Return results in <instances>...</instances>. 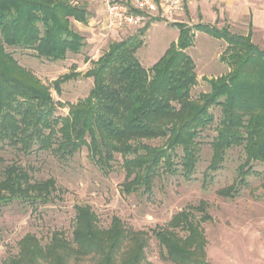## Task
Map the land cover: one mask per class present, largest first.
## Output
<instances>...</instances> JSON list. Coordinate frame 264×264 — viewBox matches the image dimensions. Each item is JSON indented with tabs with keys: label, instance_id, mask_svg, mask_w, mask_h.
I'll use <instances>...</instances> for the list:
<instances>
[{
	"label": "trees",
	"instance_id": "trees-1",
	"mask_svg": "<svg viewBox=\"0 0 264 264\" xmlns=\"http://www.w3.org/2000/svg\"><path fill=\"white\" fill-rule=\"evenodd\" d=\"M72 0H0V143L24 156L49 152L67 162L85 148L87 157L104 175L116 156L125 177L123 195L152 193L154 182L169 175L185 179L195 173L200 133L213 123L211 107L221 116L211 142L209 170H216L226 151L243 147L246 163H264V51L246 37L198 24L194 29L226 43L230 72L209 81V93L191 99L197 84L195 64L185 49L191 46L189 30L177 24L179 37L149 69L137 59L143 45L138 36L112 44L84 77L92 79L88 96L57 116L51 90L77 73L44 85L18 64L9 49L30 51L36 59L52 63L78 55L84 38L74 24L91 18L86 4ZM149 23L140 29V35ZM160 139L162 144L148 142ZM56 192L54 179L35 180L29 170L12 163L0 170V208L19 202L46 205ZM193 211L200 212L197 218ZM206 204L190 206L154 229L160 258L170 264H211L202 224L209 221ZM150 236L127 228L117 217L108 227L99 224L88 205L74 207L71 237L55 231L47 243L26 234L17 252L3 264H152L146 250Z\"/></svg>",
	"mask_w": 264,
	"mask_h": 264
},
{
	"label": "rangeland",
	"instance_id": "rangeland-1",
	"mask_svg": "<svg viewBox=\"0 0 264 264\" xmlns=\"http://www.w3.org/2000/svg\"><path fill=\"white\" fill-rule=\"evenodd\" d=\"M189 6L179 17L168 16L149 22L147 30L140 29L107 33L102 29V11L95 0H72L74 5L86 4L91 14L86 25L74 24L73 28L84 38L80 54H68L64 61L49 62L36 59L30 51L9 49L20 66L30 71L44 85L51 86L56 79L66 74L77 77L63 83L60 95L51 90L57 102V116H66L68 106L83 100L92 88V79L84 74L112 44L138 36L143 45L136 57L147 69L151 68L179 37L177 24L189 30L191 46L185 49L195 64L197 84L191 90V99L209 93V81L230 72L227 64L226 43L194 27L213 22V12L207 0L200 3L202 19L197 17L199 2ZM202 22V23H201ZM227 28L230 33L247 36L246 25H212ZM145 27V26H144ZM251 41L264 51V35L255 34ZM213 123L197 138L199 158L195 173L190 179L179 173L163 176L154 182L152 193L123 195L125 173L122 161L116 156L107 175L102 174L87 157L85 148L67 162L57 161L49 152L34 151L24 156L19 151L0 143V170L17 163L29 170L35 180L54 179L56 192L52 202L46 205L28 206L15 202L0 208V264L17 252L18 242L26 235H35L42 244L48 242L55 231L71 237L74 207L88 205L97 215L101 227H108L112 217L119 218L127 228L146 232L150 236L146 250L147 261L152 264H170L160 258V247L151 233L163 227L171 216L190 206L206 204L210 220L202 224L207 241L206 256L211 264H264V163H246L243 147L226 151L225 159L216 170H209L212 156L211 142L216 136L220 120L219 107H211ZM162 140L149 144L158 146ZM199 218L200 212L193 211Z\"/></svg>",
	"mask_w": 264,
	"mask_h": 264
},
{
	"label": "built area",
	"instance_id": "built-area-1",
	"mask_svg": "<svg viewBox=\"0 0 264 264\" xmlns=\"http://www.w3.org/2000/svg\"><path fill=\"white\" fill-rule=\"evenodd\" d=\"M102 11V29L107 33L143 28L157 18L179 17L183 0H95Z\"/></svg>",
	"mask_w": 264,
	"mask_h": 264
},
{
	"label": "crops",
	"instance_id": "crops-1",
	"mask_svg": "<svg viewBox=\"0 0 264 264\" xmlns=\"http://www.w3.org/2000/svg\"><path fill=\"white\" fill-rule=\"evenodd\" d=\"M196 0H183L184 11L193 5ZM197 8V17L202 19L200 13V3ZM207 7L213 12V22L208 25L225 24L246 25L247 33H251V38L255 34L264 35V0H207ZM202 23V22H201ZM207 24V23H202ZM78 25V24H76ZM199 33L195 32V36Z\"/></svg>",
	"mask_w": 264,
	"mask_h": 264
}]
</instances>
